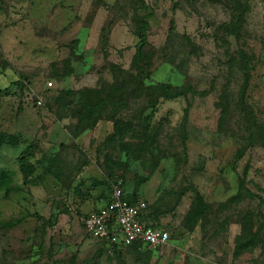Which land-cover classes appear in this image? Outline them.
Here are the masks:
<instances>
[{"label":"rangeland","instance_id":"obj_1","mask_svg":"<svg viewBox=\"0 0 264 264\" xmlns=\"http://www.w3.org/2000/svg\"><path fill=\"white\" fill-rule=\"evenodd\" d=\"M241 1L244 76L226 0H0V264H264V0ZM138 50L149 90L105 101ZM117 185L166 245L86 235Z\"/></svg>","mask_w":264,"mask_h":264},{"label":"built area","instance_id":"obj_2","mask_svg":"<svg viewBox=\"0 0 264 264\" xmlns=\"http://www.w3.org/2000/svg\"><path fill=\"white\" fill-rule=\"evenodd\" d=\"M47 85L50 87L51 83ZM34 102L37 106L42 105L40 99ZM124 196L122 187H113L105 206L80 219L86 235L103 241L114 251H122L134 245L138 250L166 245L170 240L169 233L163 228L145 224L142 220L146 203L137 200L131 204Z\"/></svg>","mask_w":264,"mask_h":264},{"label":"trees","instance_id":"obj_3","mask_svg":"<svg viewBox=\"0 0 264 264\" xmlns=\"http://www.w3.org/2000/svg\"><path fill=\"white\" fill-rule=\"evenodd\" d=\"M227 6L230 11V17L228 22L222 23L219 25L220 32H223V35H225L226 41L224 42L227 47H232L231 41L235 44V49L232 51H227V55L229 58V70H234L238 72V74H241V76L246 75V73L249 71L250 68V60L248 56H246L245 52L236 44H238V41L241 39L242 33L244 32V25H245V19L244 15L246 12V5L241 0H226ZM139 40L141 41V44L143 45L145 42V38L141 35L138 36ZM231 40V41H229ZM149 52H143L138 50L135 54L134 64L133 68L134 71H131L129 73L122 72L121 70L118 71V77H113V84L108 88L107 93L104 96L105 101L109 100L112 102L113 97L116 95L117 92H123L125 89H131V96H142L141 94L145 91H148L149 89L143 85V79H146L147 76L144 75L147 68H150L152 66L151 64V58H150ZM233 67V68H232ZM120 79V81H119ZM129 83V86H125V83ZM162 88H167L165 85H161ZM246 81L243 80L241 83L239 90L237 92L236 100L234 101L233 108L241 112L244 110V107H246V103L244 100L245 97V91H246ZM228 85L224 86V90L222 91V95L218 97L217 106L220 109V113H222L221 116H223V113L229 112V106H228ZM94 94V93H92ZM91 94V95H92ZM122 94V93H121ZM153 113V112H152ZM244 113H248L249 117H251V110L247 107V111H244ZM152 114H150V117ZM31 172V170H30ZM124 198L131 204L135 203L137 201L136 198L124 196ZM147 206L142 214V220L145 222L144 219V212L146 211ZM203 216V213H201ZM262 224V223H261ZM152 226V225H151ZM158 227V226H153ZM263 228V224H262ZM128 249H135L138 251L137 247L134 245Z\"/></svg>","mask_w":264,"mask_h":264},{"label":"crops","instance_id":"obj_4","mask_svg":"<svg viewBox=\"0 0 264 264\" xmlns=\"http://www.w3.org/2000/svg\"><path fill=\"white\" fill-rule=\"evenodd\" d=\"M34 101H35V98H34ZM105 206V205H104ZM103 207V206H102ZM101 208V207H100ZM99 208V209H100ZM98 209H96V210H92V211H90V212H88V213H86V214H90V213H93V212H95V211H97ZM144 222V221H143ZM145 223V222H144ZM146 224V223H145ZM89 237V236H88ZM17 263V262H16Z\"/></svg>","mask_w":264,"mask_h":264}]
</instances>
